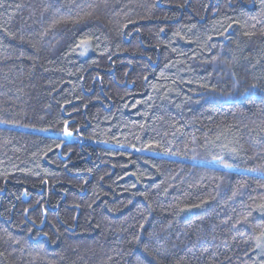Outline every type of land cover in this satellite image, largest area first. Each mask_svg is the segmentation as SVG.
<instances>
[{
	"label": "trees",
	"instance_id": "1",
	"mask_svg": "<svg viewBox=\"0 0 264 264\" xmlns=\"http://www.w3.org/2000/svg\"><path fill=\"white\" fill-rule=\"evenodd\" d=\"M262 205L264 0H0V264H264Z\"/></svg>",
	"mask_w": 264,
	"mask_h": 264
},
{
	"label": "snow or ice",
	"instance_id": "2",
	"mask_svg": "<svg viewBox=\"0 0 264 264\" xmlns=\"http://www.w3.org/2000/svg\"><path fill=\"white\" fill-rule=\"evenodd\" d=\"M88 43V41H81V46H84ZM67 131V130H66ZM68 135H71V133H67ZM262 208H264V205L261 206ZM260 227L264 228V224L260 225Z\"/></svg>",
	"mask_w": 264,
	"mask_h": 264
},
{
	"label": "rangeland",
	"instance_id": "3",
	"mask_svg": "<svg viewBox=\"0 0 264 264\" xmlns=\"http://www.w3.org/2000/svg\"><path fill=\"white\" fill-rule=\"evenodd\" d=\"M260 247L263 249V254H264V237H263V241H261Z\"/></svg>",
	"mask_w": 264,
	"mask_h": 264
},
{
	"label": "water",
	"instance_id": "4",
	"mask_svg": "<svg viewBox=\"0 0 264 264\" xmlns=\"http://www.w3.org/2000/svg\"><path fill=\"white\" fill-rule=\"evenodd\" d=\"M41 229H42V228H41ZM41 229H40V230H41Z\"/></svg>",
	"mask_w": 264,
	"mask_h": 264
}]
</instances>
